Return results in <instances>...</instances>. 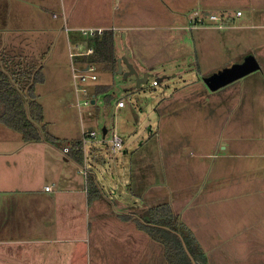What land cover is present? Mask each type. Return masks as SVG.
Masks as SVG:
<instances>
[{
	"label": "rangeland",
	"instance_id": "374dc122",
	"mask_svg": "<svg viewBox=\"0 0 264 264\" xmlns=\"http://www.w3.org/2000/svg\"><path fill=\"white\" fill-rule=\"evenodd\" d=\"M224 7L227 8L222 11L209 9L185 13L187 28L184 29L177 24V17H181V13H163L169 15V19H162L161 22H153V18H141L137 22L149 26L135 30V34L129 32V37L134 42L136 39L145 40L146 54L154 56L156 60H166L163 62L170 63L167 49L175 47L182 38L188 44L191 20L203 21L199 25H206L207 19L203 18H208L209 15L232 17L236 11H240L243 17L246 14L238 3H228V0H225ZM192 25L194 26L195 22H192ZM228 25L236 27L234 23ZM244 28L242 26L239 30L217 31L213 34L210 46L217 54L214 63L211 58L214 66L221 64L218 62H223L221 65L224 70L236 66L230 65L228 61L243 51L241 37L255 31L249 30L250 27ZM232 38H235L234 43L237 44L227 45L225 41ZM27 40L33 43L30 45L35 46L37 53L41 50L42 54H46L40 64L39 55L34 56L27 48L24 49L28 56L25 58L28 59L27 62L35 64L36 68L38 64L39 67L42 66L44 82L37 85L35 90L37 100L43 108L44 123L48 132L54 137L69 140L79 137L82 128L85 131L93 130L100 136L103 128L109 131L104 142L101 143L97 139L92 141L91 145L96 150L89 152L88 149V153L96 154L91 158L93 162L90 164L106 197L96 205L98 210L109 211L113 204L114 207L118 206L115 208L117 212L127 210L128 214H135L166 203L178 216L179 222L193 235L197 234L194 240L200 242L204 248L203 252L210 257L212 262L208 261L209 264H264V186L255 188L257 185H264V158L258 156L264 154V91L258 94L255 90L236 92V86L245 85L246 76L213 91L207 89L201 79L197 80L198 86H195L194 99L197 103H192L191 96L188 103L182 105L178 95L185 96L186 100L189 92H180L176 84H169L170 89L164 82H157L153 86L149 76L137 89V78L125 77L126 72L108 76L102 71L105 70L103 65L94 62L97 80L95 83H89L87 87L91 89L94 84H109L111 88L97 98L93 108L81 107L79 113L77 109H63L67 102L76 103V96L72 93L71 77L69 82L68 54L62 53L59 48L63 41L60 31L52 41L49 35H43L41 31H31ZM152 40L154 41L151 42ZM157 41H167V44L161 45ZM41 44L44 49H41ZM71 45L85 48L88 43L71 42ZM130 46L134 47L132 41ZM21 49L16 45L0 43V54L13 55L21 52ZM189 51L186 46L185 54ZM247 57L245 55V58ZM236 68L232 71L233 74L239 73ZM108 72L114 74L112 71ZM212 75L207 76L208 79ZM160 77V74H156V79ZM88 91L86 96L79 95L80 102L94 100L92 90ZM206 93L210 94L211 98H208ZM121 96L125 97V107L115 109V102ZM235 99L238 101H234ZM111 133L123 139L122 150L116 154L110 152L108 140ZM226 152L233 154L231 158L224 160L215 156ZM182 156L185 169L183 162L179 164L180 169L178 168V160ZM228 162L231 163L228 167L229 174L240 172L229 180L233 197L240 200L234 202L231 207L227 205L230 207L227 216H222L223 213L220 212L221 216L225 217L227 228L213 229L217 237L210 238L209 230L202 225L204 215L198 216L199 207L195 203L204 195L199 194V186H188L218 177L210 172L212 166L225 165ZM189 169L193 173L189 172ZM245 182L249 184L236 188L235 184H246ZM212 186L213 184H208V190H213ZM223 206L224 204L216 205L218 209ZM148 244V254L142 260H150L153 250V264H166L161 246L150 239ZM205 258L204 255L202 259L197 258L199 264H206Z\"/></svg>",
	"mask_w": 264,
	"mask_h": 264
},
{
	"label": "crops",
	"instance_id": "0c3cea01",
	"mask_svg": "<svg viewBox=\"0 0 264 264\" xmlns=\"http://www.w3.org/2000/svg\"><path fill=\"white\" fill-rule=\"evenodd\" d=\"M224 2L225 0H0V43L22 48L21 52L13 55L0 54V66L3 60L15 63L28 61L25 59L28 57L25 48L30 54L39 55L38 63L45 59L46 54H42L41 50L37 53L35 46L30 45L33 43L27 40L31 31H41L43 35H49L51 41L60 31L63 41L59 48L62 53L68 54L71 42L77 44V36H70L69 33L77 29H103L112 32L116 60L114 74L102 70L108 76L117 75V60L125 59L139 78L150 73L155 76L160 74L157 82H164L168 89L169 84H176L180 92H189L186 100L185 96L178 95L179 103L185 105L192 96V103L195 104L197 80L203 79L204 82L205 77L224 70L223 62H218L222 65H213L217 57L210 46L213 34L217 31L239 30L244 26V29L250 27L249 30L255 31L241 37L243 51L228 62L230 65L242 64L245 55L251 56L257 68L247 74L248 77L245 75V85L236 86L235 91L255 90L256 94L262 93L264 0H228V3H238L246 14L243 17L240 11H236L232 17L225 15L228 23L222 30L211 26L208 20L206 25H199L196 20L192 21L190 18V41L187 44L182 38L175 47L167 49L170 63L163 62L166 60H156L154 56L146 54L145 40L136 39L134 42L129 37V32L134 33L137 29L149 26L137 22L138 19L153 18V22H161L162 19H169V15L163 13H181V17H177V24L184 29L187 28L185 13L209 9L222 11L227 8L224 7ZM237 13L240 15L237 16ZM192 22H195L194 26ZM233 23L235 28L228 25ZM131 41L134 47L130 46ZM157 42L161 45L167 44V41ZM234 42L235 38L225 41L227 45H236ZM186 46L190 50L188 54H185ZM41 49H44L42 44ZM121 66V74L128 72L126 64L121 62ZM258 71L261 72L255 73ZM239 79L241 78L232 82ZM109 86L94 84L91 89L87 87L88 90H92L93 107L97 98L104 95V90L111 88ZM95 89H99L101 94L95 95ZM206 95L211 98L210 94ZM65 104L63 109H74L73 103ZM7 130L9 129L0 125V264H153L151 261L153 250L150 253V260H142L148 254L149 237L138 231L132 222L122 220V216L128 214L127 210L117 212L115 208L118 206L114 207L113 204L109 211L98 210L96 205L104 201L105 196L91 205L88 204L85 176L81 171L83 166L92 171L91 158L96 154H90L87 150L84 165L80 167L64 154L62 149L45 142L26 144L17 133L13 135ZM82 130L83 128L81 132ZM80 135L77 138H80ZM72 139L75 138L69 140ZM89 150L92 152L96 148L90 145ZM232 155L230 152L215 154L224 160L231 158ZM258 156L264 158V154ZM181 162L185 164L183 156L178 160L179 169ZM230 165L229 162L225 165L215 164L210 172L219 178L213 177L212 180L199 181L188 186H199V194L204 195L195 203L199 207L198 216L204 215L202 225L209 230L210 238L217 237L213 229L227 228L225 217L222 216H227L231 205L240 200L233 197L232 185L229 182L233 175L240 172L229 174ZM189 172L193 173L191 169ZM245 183H237L235 186L243 188L249 184ZM208 184H213V190H208ZM263 186L257 185L255 188ZM45 187H51V190L45 191ZM240 193L242 195L243 191ZM219 204L224 206L218 209L216 205ZM213 206L216 208H211ZM196 235L194 233L193 236ZM196 244L202 255L207 258L206 264H209L208 261L212 262L203 252L204 248L200 242L196 241Z\"/></svg>",
	"mask_w": 264,
	"mask_h": 264
},
{
	"label": "trees",
	"instance_id": "16d2710c",
	"mask_svg": "<svg viewBox=\"0 0 264 264\" xmlns=\"http://www.w3.org/2000/svg\"><path fill=\"white\" fill-rule=\"evenodd\" d=\"M95 53L91 62L103 65L106 71L116 72L114 43L111 31H105L88 41ZM0 67V125L17 133L26 143L45 142L54 147L68 148L67 156L78 166L84 165V152L81 138L72 140L58 139L52 136L44 123V112L37 100L35 87L43 84L42 68L25 61L3 60ZM108 90L106 88L104 91ZM99 89L94 90L98 95ZM88 204L91 205L104 197L96 175L88 170L85 176ZM122 220L132 222L145 233L151 241L161 246L166 264H192L185 253L182 241L195 264L202 259L194 236L179 222L171 207L164 203L148 208L144 212H135L122 216ZM181 238H180V237ZM182 239V240H181Z\"/></svg>",
	"mask_w": 264,
	"mask_h": 264
},
{
	"label": "built area",
	"instance_id": "2783aa9c",
	"mask_svg": "<svg viewBox=\"0 0 264 264\" xmlns=\"http://www.w3.org/2000/svg\"><path fill=\"white\" fill-rule=\"evenodd\" d=\"M237 16L240 15V13L236 14ZM208 22L211 24V26L217 28V29H223L226 23H228V19L224 17H217L215 15H209L207 18ZM197 24H202L203 22L197 21ZM68 31V30H67ZM106 30L103 29H77L75 31H72L70 36L74 35L77 36V44L80 42H86L92 40L93 38L97 36H101ZM95 50L93 46H86L85 48H81L79 45H70L69 51H68V58L70 61V77H71V83L73 86V92L76 96V103L73 104L72 107L74 109H77L80 113L81 107H93L91 104L92 100L89 101H83L80 102L78 100L79 95H88L89 91L87 89V85L89 83H93L97 80L96 77V67L93 64L94 62H91V58L94 57ZM83 63V64H82ZM151 77V85L157 84L156 76L153 73H150L148 77ZM125 97L121 96L119 97L115 102V109H122L125 106ZM109 131L106 130V133L102 136L96 135V132L93 130L88 129V131L82 130L81 132V142L84 152V160L87 157V150L89 149L92 141H95L96 139L99 142H104L106 139V135H108ZM101 137V138H100ZM109 147L110 152L112 154H116V152H119L122 150L123 147V139L116 135L115 133L110 134L109 138ZM68 146L63 149L64 154L68 153ZM88 171V168L83 166L82 174L86 176V173ZM51 187H45V191H50Z\"/></svg>",
	"mask_w": 264,
	"mask_h": 264
},
{
	"label": "water",
	"instance_id": "95a60500",
	"mask_svg": "<svg viewBox=\"0 0 264 264\" xmlns=\"http://www.w3.org/2000/svg\"><path fill=\"white\" fill-rule=\"evenodd\" d=\"M121 62L126 64L127 69H128V72L125 73V77L133 76L137 78V83H136L137 89L140 87V84H144L147 81L148 75L146 74L142 78H139L137 72L134 70V68L131 65L126 63L125 59L117 60V74H121L122 72ZM235 67H237L236 69L239 71V73L237 74L232 73ZM235 67L231 68L230 70H222V71L213 73V75L209 79L208 78L204 79L205 84L210 90L212 91L216 90L217 88L227 84L228 82H232L238 78H242L245 75L249 74L250 72H252L253 70L257 68V65L255 64V61L252 59V57L248 56L247 58L244 59V62L242 64H236ZM231 78L233 79L230 81ZM91 104L93 105L94 101H92ZM101 133L104 135L106 133V129L103 128ZM182 246L188 258L190 259L191 263L195 264L193 258L189 254L183 241H182Z\"/></svg>",
	"mask_w": 264,
	"mask_h": 264
}]
</instances>
